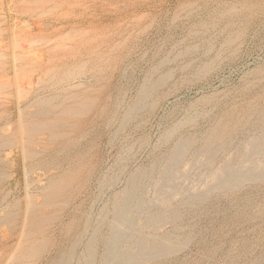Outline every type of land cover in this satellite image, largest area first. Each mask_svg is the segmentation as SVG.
I'll return each instance as SVG.
<instances>
[{"label":"bare ground","instance_id":"6f19581e","mask_svg":"<svg viewBox=\"0 0 264 264\" xmlns=\"http://www.w3.org/2000/svg\"><path fill=\"white\" fill-rule=\"evenodd\" d=\"M155 1L92 0L89 5H121V10H117L128 12L148 10ZM194 1H191L192 6ZM48 2L54 5L60 0H0V264H174L180 260L178 253L192 241H201L206 234L233 231L234 226L251 223L263 215V201L253 204L250 196H238L240 193L238 194L237 190L243 188L245 182L252 183V187H264V86L250 94V84H244L242 88L241 85L242 99L232 107L226 106L228 109L220 110V114L217 118L214 117L216 119L212 125H208L209 128L200 136L198 143L195 135L183 134L184 136L174 138L186 122L176 120V123L168 124L159 138L160 144L166 146L165 150L160 156L153 157L147 165L133 168L134 165L126 170L125 163L133 146L132 142L128 141L130 138L123 137L126 139L125 144L119 148L115 160V170L119 174L125 172L120 183L119 174L108 173L103 168L96 149L99 147L97 143L101 141L106 128L111 125L114 126L112 136L120 135L125 127L129 128L130 137L137 129L141 130L146 123L144 119L147 114L144 113L153 110L159 102L161 98L158 89L170 79L172 73L168 68L159 72V68L171 58L162 57L147 65L130 92L128 87L121 88L120 79L128 77L126 70L131 62L137 60L131 59V56H137L136 50H140V43L135 41L134 36V39L132 38V34L119 41L118 38L126 30L125 27L119 33L114 32L118 41L106 40L102 47L94 48L95 50H90L83 56L78 50L70 51V44L66 46L67 42L66 45L63 44L66 47L59 42L66 53L63 52L62 57H58L59 45L52 43L53 39L49 36L48 41L45 40L46 49L41 52L40 48H33L30 42L32 39L33 42L38 40L37 37L34 38V33L43 36L47 31H50L51 35L56 33L59 29L55 28L56 18L42 22L32 20V23H25L24 26H20V21L21 17L28 13L26 9L30 4ZM64 2L70 7V0H63ZM197 8L198 6L186 8L183 15V18L190 22L183 35L192 42L177 50L172 58L191 55L190 53L199 47L205 56L212 49L214 36L223 37L221 44L228 46L234 41L233 38L244 34V27L249 22L264 12V1L202 0L201 10ZM71 14L72 12L69 13ZM143 14L145 15V12ZM67 25L68 20L59 26L61 28ZM131 30L128 29L130 32ZM232 31L234 35H231ZM40 35L39 41L42 39ZM79 36L81 39V35ZM96 36L99 38L100 35ZM130 38L132 40H129ZM166 52L168 53V49ZM36 56L41 60L47 57L49 62L42 63L43 61L38 60V63L28 64L34 62ZM224 57L222 58H228ZM193 59L195 60V57ZM214 60L215 55L214 58L198 63V66H195V74H200L207 68L209 73V66ZM27 69L31 71L25 75ZM114 69H118L117 83L111 77ZM86 70L89 75L87 72L84 74ZM254 71L258 82L264 68ZM204 73L201 74L204 76ZM91 79L90 82L95 84L94 86L89 84L88 80ZM127 93L131 95L128 96ZM205 100L213 102L211 99ZM186 114V119L182 118L188 122L196 119L194 117L198 112L195 110ZM248 129L252 131L251 134H247ZM238 133L244 134L237 144L234 156L221 160L220 164L214 166L216 156L231 144ZM141 140L146 143L144 136ZM200 155L204 156L201 164L207 170L210 181H207L204 188L183 190L180 181L186 176L188 166L184 172L181 164L187 159L190 160L189 163H193L199 160ZM149 188L152 194L148 192ZM107 189L109 193L103 198L101 195ZM176 193L180 195L177 197ZM220 197H225L223 205L218 203ZM99 199L102 202L95 206ZM210 201L213 203L209 206L217 218L210 222L207 218L203 224L201 216L205 214L206 208L209 209L205 204L208 205ZM184 216L192 218L191 222L182 224ZM164 223H168L170 228L161 230L160 226ZM261 232L263 233L255 237H250L252 233L246 234L235 247L232 242L223 244V247L218 241L213 242L206 247L204 257L208 260L215 251L225 253L221 264H231L234 259L246 256L252 245H259V256L248 264H258V260H261L260 264H264V230Z\"/></svg>","mask_w":264,"mask_h":264},{"label":"rangeland","instance_id":"374dc122","mask_svg":"<svg viewBox=\"0 0 264 264\" xmlns=\"http://www.w3.org/2000/svg\"><path fill=\"white\" fill-rule=\"evenodd\" d=\"M81 1L82 0H70V7H69V5L65 4V2L63 3V0H60V2L55 3L54 5L52 3H50V2H48V3H38V4L36 3L37 5H35V3L34 4H30V6L32 8H30V6H29V8L27 7L26 11L28 13L24 14L23 17H21L23 21L21 20L20 21L21 23L19 22L21 24V25L19 24L20 26H24L25 23H29V22L32 23L33 21L34 22H38V20H39V22L50 21V20H52L55 17L57 25H58V26L56 25L55 28L59 27V29L56 30V33L54 32L52 35H51L50 31L44 32L43 33L44 36L46 35L47 37L46 36L44 37L43 35H40L38 33L37 34L34 33V36H35L34 38L37 37L36 39H38V40L37 41L34 40L35 42H33V39H32L31 42L33 44L30 42V45L31 46L33 45L32 47L33 48L35 47L36 49L40 48V51L42 52V51H44L46 49V47L44 45L46 44V41H48L47 39H48V36H49L50 38L52 37L51 40L53 39L52 43H56L57 46L59 45V42H61L62 45L63 44L66 45V42H67L66 46H68L70 44L69 45L70 46L69 47L70 51L71 50H73V51L78 50L80 55L83 56L86 52H88L90 50H95L96 48L102 47V45L104 44V42H106V40L112 42V41H118V39H119V41H121L124 38H126L127 36L132 34V38L134 36V38H136L135 41L140 43L139 46H138L140 48V50L139 49L136 50V52L138 53L137 56H131V59L137 58V60H135L134 62L130 63V65L128 66V68L126 70L127 73H125L131 79L129 78L130 79L129 80L128 77H124V78L120 79V83L122 84L121 88L128 87L130 92H132L134 84L140 79L143 70L146 68L147 65L151 64L152 61H157L158 59H160L162 57H169V58H171L169 61L170 62L172 61L171 63L169 61L166 62L165 64H163L164 67L162 65L159 68V72L165 71L168 68V69L171 70L172 73H171V76L169 77L170 79L165 82L166 84L164 83L165 85L163 84L158 89V94L160 95V98H161V99L158 100L159 102L156 103V105L154 106L153 110L147 111V113H144L145 115L147 114L146 116L144 115L146 117V118L144 117L145 118L144 120L146 121V123L143 124L144 127L142 126L141 130L137 129L135 133H132L133 136L134 135L137 136L136 139H135V136L133 137L131 135L132 137H130V135L128 134V130H129L128 127H125L123 129V131L120 132V135L119 134L118 135L114 134V136H112L113 135L114 126L111 125V126H108L109 128L108 127L106 128L105 134L100 139L101 141H98L97 146H99V147H97L96 149L98 150L97 152L100 155L101 164H102L103 168L108 173L111 172V174H116V173L119 174L118 171L115 170V167H116L115 166V160H116V157L118 155L117 153L119 152V148L124 146L125 141H126L127 138L131 139V140L129 139L128 141L132 142V146L133 147H132V150L128 153V154H130V155H128L129 156V158H128L129 160L127 159V162L125 161L126 162L125 165L127 166L126 170L128 169V167H132L134 165L135 166L133 168L139 167L142 164L143 165H147V164L150 163V161H152L153 157L160 156V154H162L163 151L165 150L164 148H166V146H164V145L162 146L160 144V142H159L160 139L159 138L161 137L162 133L165 131V129L169 125H171L173 123H176V122H182V123L186 122V124L185 123L182 124V127L177 131V133L175 134L174 138H176L177 136H184V135H189V134L192 135V136L195 135L194 137H195L196 143H198V142H200V136L209 128L210 125H212L213 121L218 117L217 115L220 114V110H223V109H225V108H227L229 106L232 107L237 101H240V99H242V92L240 90V86L241 85H242L241 86V88H242L244 86V84L245 85L250 84L249 85L250 86L249 87V93L250 92L252 93L253 91H257L262 86H264V80H263L264 79V72L262 71V74H261L262 76L261 75L259 76V80H261V82L259 80L257 82L258 77H255L256 75L254 74V72H255L254 69L256 70L258 68H264V12L260 13V15H259V17L257 19H254V21L252 20V22H249L248 25H247L248 27L247 26L244 27L245 28L243 30L244 34L242 33L240 36H238L236 38H233L234 41L232 40L233 42H231L229 44L230 46L229 45L228 46H223L221 44V41H222L223 37L214 36L212 38V44H213L212 45V49L205 56L202 53L203 51L201 50V47H199L197 49L198 51L196 50L194 52H191L190 53L191 55L188 54L189 56L188 55L186 57L185 56H180V57L178 56L179 58L178 57L172 58L177 50L183 49L187 44L189 45L192 42L189 38H186L183 35V33H186L187 28H188V26L190 24V22H188L187 20H185L183 18L184 12L187 9H191V8H194V7H197V6L199 8V9L197 8V10H201L202 0H195V1L194 0H164V1L163 0H156L154 5H152L150 8H147L148 10H139L138 9L137 11L133 10V11H128V12H125V11L120 12L119 10H121V7H122L121 5H115V6L114 5L113 6L112 5L111 6L107 5V6H102V7H101V5L100 6H98V5L97 6H90L89 4L91 3L92 0H83L82 2ZM191 1L192 2L194 1V4H193L194 7L192 6V2ZM251 1H255V0H251ZM261 1L263 2L264 0H261ZM190 2H191V5H190ZM75 3H76V5H75ZM82 3H83L84 6H82ZM87 3H88V6H87ZM40 6H42V7H40ZM54 7H56V8H54ZM63 8H65L66 10L63 9ZM84 8H87V9H84ZM118 8H120V9L117 10ZM46 9H47V11H46ZM31 10L32 11H36V12L34 13ZM63 10H65V11H63ZM40 11L41 12L43 11V12L41 13ZM58 11H60V12H58ZM179 11H181V12H179ZM54 12L56 14H54ZM70 12H72L71 15H69ZM144 12H145V15L143 14ZM199 12H201V11H199ZM30 14H31V16H30ZM202 14H205V13H202ZM28 15H29V17H28ZM65 15H67V16L69 15V16L67 17ZM134 16H135V18H134ZM152 16H154V18ZM166 16L168 18H166ZM136 18H138V19H136ZM151 18H153L155 22H153V19H151ZM150 19H151L152 22L150 21ZM63 20H64V22L68 20V25L60 28L62 23H64V22H62ZM83 20H84V22H83ZM72 21H73V24H71ZM121 21H123V22H121ZM178 22H180V23H178ZM146 24H148V25H146ZM89 25H91V27ZM112 25H114V26L112 27ZM178 25H179V27H178ZM69 26H71V27H69ZM107 26H108V28H106ZM72 27H74V29ZM76 27H77V29H76ZM123 27L126 28V30H124L122 32V36L123 37L119 36V38L116 39L117 37L115 36L116 35L115 33H119ZM145 27H147V28L145 29ZM84 28H85V30H83ZM89 28H91V29H89ZM81 29H82V31H81ZM128 29H130V30L132 29L131 32L128 31ZM90 31H92L93 33L92 32L90 33ZM63 32H65V34ZM106 32H109V33H107L108 35L106 34ZM127 32H129V33L127 34ZM134 32H136V33L134 34ZM70 33H72L73 35L70 34ZM67 34H70V35H67ZM76 34H78V35H76ZM101 34H103V36ZM167 34H169V36H167ZM234 34L235 33L232 31L231 35H234ZM39 35L42 38V39L40 38L41 42L39 41ZM79 35H81V37H82L81 39H80ZM91 35L93 36V38H91L92 37ZM96 35H100L99 38ZM106 35L108 36L109 39L107 38ZM53 36H55V38ZM76 36H77V38H76ZM94 36H96V37L94 38ZM104 37L107 38V39H105ZM120 38H122V39H120ZM137 38H139V39H137ZM87 40H88V42H86ZM129 40H132V39L130 38ZM129 40L126 43H128ZM149 40H151L152 42L149 41ZM177 40L180 41V42L178 43ZM98 41L101 42L102 44L101 43L99 44ZM148 41H149V43H148ZM172 41H173V43H172ZM83 42H84V44H83ZM97 42H98V44H97ZM36 43H38V44H36ZM40 43H41V45H40ZM34 44H35V46H34ZM61 44L57 47L58 48L57 49L58 57L63 55V52L65 51L64 50L65 48L63 47L65 45L62 46ZM89 44L90 45L92 44L93 46L92 45L90 46ZM78 45H80L81 47L79 46V48H78ZM86 45L88 46V48H87ZM95 45H97L98 47L95 46ZM172 45L174 46V48H173ZM42 46H44V47H42ZM169 46H170V48H169ZM71 48H73V49H71ZM171 48H173L174 50L171 49ZM167 49H168V53L166 52ZM223 49H225V50H223ZM84 50H86V51L84 52ZM219 50L221 51L220 53H219ZM65 53L66 52H64V54ZM170 53H171V55H170ZM166 55H168V56H166ZM200 55H202L203 57L200 56ZM214 55H215V60L209 66V73H208V68H207V69L204 70L205 73H204V71H201V73L202 72L204 73V76L200 72H199L200 74H197V73L195 74V72L197 70V68L195 66L196 65L198 66V63H201L202 61L214 58ZM216 55H218V56H216ZM224 56L225 57L227 56L228 58H225ZM191 57H192V59H190ZM194 57H195V60L193 59ZM201 57H202V59H201ZM222 57H224L225 59H223ZM36 58H35L34 62H32V63L30 62L28 64H34L35 62L38 63V60L39 61H43L42 63H45L47 61L49 62V60H48L49 58L47 59V57L42 59V60L39 57H37V56H36ZM186 58H188V59H186ZM220 58H222V59H220ZM32 59L34 60V58H32ZM220 60H222V61L218 62ZM185 63H188V64L184 66ZM216 63H217V65H216ZM211 65H213V66H211ZM174 67H175V69H174ZM214 67H215V69H214ZM194 68H195V70H194ZM172 69H174V70H172ZM27 70L28 71H26L27 73L25 72V75L28 74L29 71H31L29 69H27ZM176 70H178V71L176 72ZM117 71H118V69H114V71H112V76H111L115 83H117V81H118ZM173 71H175V72H173ZM190 72H191V74H190ZM85 73L87 75H89L88 74L89 73L88 70H86L84 72V74ZM134 73H135V75H134ZM192 74H195V76H193ZM131 75H132V77H131ZM134 76H135V78H134ZM186 79L189 80V81H187ZM253 79H255L256 81L253 80ZM185 80H186L187 83L185 82ZM88 81L90 82V81H92V79L88 80ZM171 81L172 82L174 81L173 84H172ZM168 83H170V84H168ZM178 83H179V85H178ZM89 84L93 85V86L95 85V84H93L91 82ZM129 84H130V87H129ZM252 85H253V87H252ZM169 88H170L171 91L169 90ZM162 89H163V91H162ZM165 90H167V91H165ZM130 95H131V93L128 94V96H130ZM231 95L232 96L234 95V96L232 97ZM228 97H229L230 100L228 99ZM215 98H217V99H215ZM202 99H203V101H201ZM205 99H211V101H213V102L206 101ZM201 102L204 105H202ZM190 104H193V105L191 106ZM194 105H197V106L195 107ZM200 107H201V109H200ZM184 110L187 113L190 112V114L193 113L195 110H197L198 114L194 117L196 119L193 118L194 120H192V121H188V122H187V120L185 121L186 116L188 114H186V112ZM170 111L172 112V114H171ZM199 111H201V112H199ZM204 114H206V115H204ZM207 115H209V116H207ZM182 117L183 118L185 117V119H183ZM214 117H216V118H214ZM191 122H193V123H191ZM195 127H196L197 130L195 129ZM99 128H100V125H98L97 129H99ZM198 129H200V130H198ZM247 132H248L247 134H251L252 133V131L250 129H248ZM141 133L145 134V135H142ZM238 134L239 135L236 134L237 136L233 139L231 144L229 146H227V148L223 152H220L216 156L215 160L213 161V165L214 166H217L218 164H220L221 160L223 161L225 159H229L230 156L231 157L234 156V154H235L234 151L235 152L237 151V149H236L238 147L237 144L241 140V136L244 133H238ZM143 136H144V138H146V143L142 142V140H141V138ZM108 137H110V138H108ZM123 137H125L126 139L123 138ZM106 138L108 139V143H107V139ZM137 138H139V139H137ZM156 141H157V144H156ZM139 143H140V145H139ZM144 144H145V146H144ZM153 145L154 146L156 145V146L154 147ZM153 147L156 148V149H154ZM198 159L199 160L193 162L195 164H193L191 162L189 163V161H190L189 159H187L188 161L186 160V162L181 164V168H182V170L184 172L188 170L186 172V176H184V178H183L184 180L181 179V181H180V184H181L180 186H181V188H184L183 190H187V189L197 190V188L198 189L204 188L206 186V184H207V181L209 180V177L207 176V172H206L207 170H205L204 166L201 164V162L204 160V156L200 155L198 157ZM187 166H188V169H187ZM123 173L125 174V172H123ZM124 174L121 173V174L118 175L119 176L118 179H119L120 183L123 180L121 178L124 176ZM244 184H245V186H243V188L241 187L240 189H238L239 191L237 190L238 194L240 193L238 196H241V197L250 196L252 198V201L254 202V203L252 202L253 204H257V203H260V202L263 203L264 202V187H262V188H258V187H254V186L252 187V183L249 184V183H246V182ZM190 187H192V188H190ZM250 188H251V190H250ZM252 189H254L255 191L252 190ZM104 190H105V188H104ZM107 192L109 193V189H107L101 196L103 198H106V196L108 195ZM148 192L149 193L151 192L150 194H152V191L150 190V188H149ZM176 194H177L176 195L177 197L180 195L179 193H176ZM213 194H216V193H213ZM101 196H100V198H101ZM150 196H152V195H150ZM176 196H174L173 198H175ZM176 199L177 198H175L174 200H176ZM101 202H102V200L100 201V199H99V200H97L95 202L94 205L96 206L97 204H100ZM224 202H225V197L218 198L219 205H223ZM208 203L209 204L206 205L207 204L206 203L205 206L208 207L209 209L207 210V208H206L205 209L206 212H204L205 214H202V216H201V220H202L201 222L203 224L206 222L207 218H209V222L212 219L215 220L217 218L216 214L211 210V207H210L211 204L213 203V201H210ZM211 212H213V213H211ZM262 214L263 215L258 216L259 218L257 217L256 219H254V221H252L253 223L252 222L251 223H243L241 225L234 226L233 227L234 230L233 231L230 230L231 232L230 231L229 232L222 231L221 233H215L216 235L215 234H213V235L212 234H206L205 237H203L204 243H202L203 240L199 241L200 239L199 240L197 239L196 241H192L191 243H189L186 246V248H184L182 251H180L178 253V256H180V258H179L180 260H178L177 262H174V264H221V262L223 261L222 257H225V253H223V254L221 252L220 253L219 252L216 253V251H215L214 254L208 260H206L205 257H204V254H205V251H206L205 250L206 247L208 245L212 244L213 242H217V241L219 242V244L220 243L222 244V247L224 245H226V244H230L231 242L234 243L233 246L235 247L237 245V243L239 242V240H241L243 237H246V234L250 235L252 233L250 235V237H253V236L255 237V235H259V234L263 233L261 231L264 230V211H263ZM202 217H203V219H202ZM191 220H192V218H190L189 216L188 217L184 216L183 219L181 220V223L182 224L183 223H189V222H191ZM167 224L168 223H166V225H165V223L162 224L160 226L161 230L169 229L170 226H169V224L168 225ZM236 231H237V233L235 234ZM230 238L233 239V240H231ZM263 241H264V239H263ZM205 243H207V244L205 245ZM258 250L259 251L261 250V246L259 248V245L258 246L257 245H252V247L249 250V253L246 256H242V258H239L238 260L234 259V261H232L231 264H248V263H250L252 259L254 260L256 256H259L258 253H260V252ZM179 262H181V263H179ZM239 262H241V263H239ZM259 262H261V260H258L257 263L260 264Z\"/></svg>","mask_w":264,"mask_h":264}]
</instances>
